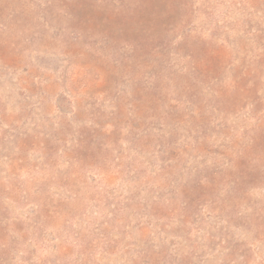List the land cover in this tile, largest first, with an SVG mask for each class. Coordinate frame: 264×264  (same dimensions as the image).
Returning <instances> with one entry per match:
<instances>
[{"label":"rangeland","instance_id":"374dc122","mask_svg":"<svg viewBox=\"0 0 264 264\" xmlns=\"http://www.w3.org/2000/svg\"><path fill=\"white\" fill-rule=\"evenodd\" d=\"M0 264H264V0H0Z\"/></svg>","mask_w":264,"mask_h":264}]
</instances>
